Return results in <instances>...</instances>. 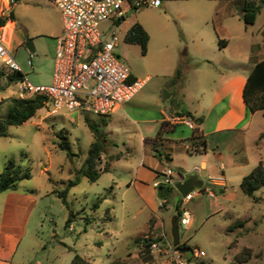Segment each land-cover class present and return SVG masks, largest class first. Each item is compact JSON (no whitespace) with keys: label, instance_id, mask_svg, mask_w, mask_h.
<instances>
[{"label":"rangeland","instance_id":"1","mask_svg":"<svg viewBox=\"0 0 264 264\" xmlns=\"http://www.w3.org/2000/svg\"><path fill=\"white\" fill-rule=\"evenodd\" d=\"M33 1L11 2L14 3L13 11L20 19L19 22L28 27L29 39L35 47L33 67H28L25 63L27 51L24 45L12 49V52L21 72L27 73L32 83H48L53 68L55 39L45 35L41 25L53 20L55 12L53 6L44 7L37 3L39 0ZM145 1L148 4L127 13L126 28L134 22H139L145 28L149 35L146 53L142 54L138 44L127 42L125 38L115 51L129 67L134 79L145 80L136 95L146 105L154 102L162 107L172 108L178 103L182 92L186 101L194 107L205 102L199 96L198 78L193 73H187L186 68L179 67L183 56H187L190 67L197 65V58L193 55L196 37H202L210 47L208 60L199 64L202 75L209 80V87L213 78H216L213 87L218 89L219 72L223 70L241 68L248 71V60L243 55L238 56L233 50L236 47L239 51L241 47L234 35L242 33L246 27L248 41L255 40L252 37H260L262 33L258 36V32L264 29V8L255 24H247L228 12L226 0H160L157 6L150 5L151 0ZM9 11V0H0V16H7ZM110 25L111 22L107 20L101 23L104 40L109 39L105 28ZM219 37L230 40L231 45L227 49L219 48ZM241 51L244 53L246 49L242 48ZM177 68L181 71L180 76L172 81ZM184 80L186 89L182 91L181 83ZM0 84L2 117L6 114L8 98L18 96L20 81L7 86L6 79L3 78ZM46 110L47 108L42 107L24 123L9 125L7 135L0 136V173L8 160L19 165L22 172L30 173L28 178L17 181L15 189L0 190V233L2 224L12 221L23 231L13 264H69L75 252L87 258L90 264H111L112 261L116 264H144L147 260L144 256L151 249L138 250L134 236L146 229L150 211L143 206L134 187H129L126 183L142 155L139 146L141 133L138 129L141 128L146 138L154 139L159 128V125L145 121L151 117L150 108L125 107L123 111L110 113L111 115L94 111L69 112L66 109H61L58 114L47 115ZM214 115L215 113L209 118L210 128L207 129L213 127ZM259 116L255 117L247 130L242 129L246 127L243 124L232 131L210 133L205 137L209 151L215 149L224 156L226 191L231 194V198L222 202L219 211L214 210L217 207L215 202L219 199L218 192L214 198L205 193L196 194L183 205V195L177 190L164 207L160 206L162 202L154 200L155 214L163 217L166 227L162 235H150L159 244L166 238L168 244L172 245L171 220L174 215L177 216V207L183 212L184 206L185 211L190 214L191 221L189 219L187 224L177 223L179 237L193 251L199 250L201 256L192 257L188 264H223L226 255H231L230 260H233L236 250L228 246L231 236L222 227L235 219H242L245 214L252 217L248 224L250 228L246 232L247 239L260 252L259 258L264 264V186L255 192L258 202H254L239 187L240 177L248 174L255 163L254 154L250 150L249 155L246 154L244 147H250L255 131L262 128L264 119ZM89 123H94L108 140L105 142L100 165L104 164L109 152L121 153L122 156L113 161L109 171L101 173L94 182L80 176L77 184L68 189L67 204H64L53 191L64 189L66 182L76 177L75 171L82 165L95 140ZM61 130L66 132L69 149H62L58 145L62 138L57 134ZM191 135L192 128L186 124H178L162 140H189ZM163 151V147L157 145L149 154L158 156ZM248 157L249 163L245 166L236 168L232 164L235 163L234 159ZM186 161L189 169L194 165H201L199 159L186 158ZM194 173L196 171H192L191 175ZM199 173L203 171L200 170ZM197 189L195 186L194 190ZM69 210L72 220L66 225ZM143 235H139V241ZM5 236L11 235L5 233ZM166 247L170 249L168 245ZM166 247L164 249L167 250ZM130 251L135 254L128 255Z\"/></svg>","mask_w":264,"mask_h":264},{"label":"crops","instance_id":"2","mask_svg":"<svg viewBox=\"0 0 264 264\" xmlns=\"http://www.w3.org/2000/svg\"><path fill=\"white\" fill-rule=\"evenodd\" d=\"M226 1L228 2L227 4L229 10L228 12L240 18L239 12L243 6L244 0H226ZM33 2H37V0H34ZM37 3L41 4L44 7H46L47 5L53 6V11L55 12L54 19L44 22L41 25V27L44 29V32H46L44 33L45 35L55 39V51H56L57 38L62 33L61 13L53 3V0H46V1L39 0ZM263 5L264 2H262V7L256 16L254 24L256 23L258 16H260L263 11L264 8ZM10 10L13 13L14 19L13 20L8 19L3 26H0V36L4 38L7 46L12 51V49H16V47L18 46L21 45L25 46V41L29 39V33L27 29L28 27L21 24L19 22L20 19L16 17L15 12L13 11L14 3L10 2ZM18 23L19 26L17 25ZM7 28L8 30L6 31ZM247 31L248 29L244 27L242 33L234 35L235 36L234 38L238 39V42L241 47L239 51L236 50V47H233V50L237 52L238 56L243 55L244 58L248 60L250 67L248 71L246 69H241V68L237 70L228 68L227 70H223L219 72L220 81H219L218 89H215L213 87V83H216V78H213L212 84L209 87L208 85L209 80L204 78L201 72L202 70L199 68L200 67L199 64L208 60L207 54L210 48L202 37H196L197 41L195 42V45L193 47L194 49L193 55L195 56V58H197V65H193L192 67H190L187 62V56L181 57L179 61V67L186 68L187 73H193L198 78L199 96L201 97V99L203 98L205 100V102H202L203 104L200 103L199 107L198 106L194 107L193 105L189 104L185 99L184 92H182L181 98H179L180 96H178L179 101L172 108L162 107L161 104L154 102L148 103V105H146L147 103L143 102L142 99H140L137 96L138 95L137 94L132 100L123 104L121 107L117 108L111 113L116 111L121 112L125 109V107L132 109L141 106H148L151 110V117L145 119V121L147 123H153L157 125H160V123L163 120H167L171 123H174L171 121V118L173 116L184 115L187 116L190 120H192L195 127H198L202 131L205 137L210 133L232 131L234 129H237L238 128L237 126L239 125L241 126L243 124L246 127L242 129L247 130L246 128L252 125L257 115H260L259 117L264 119V112L262 111L248 113L247 107L242 97V89L245 84L247 75L254 66V63L264 58V29L258 32V36L259 33H262L261 36L258 38L252 37L253 39H255L252 41H248ZM220 39H224V38H220ZM224 40L225 42L223 43V47H219V48L227 49L231 45V42L230 40H226V39ZM242 48L246 49L244 53L241 51ZM26 51L27 54L25 58V63L29 50L26 48ZM188 54L191 53L189 52ZM54 59H55V53L53 57L52 73L54 69ZM30 67L31 68L33 67V61H32V66ZM52 73L50 79L52 78ZM185 82L186 81L184 80L181 83L182 91L183 89H186ZM179 95H180V90H179ZM185 111L191 112L193 117H190L187 114H185L184 113ZM213 113H215L214 115L215 117L213 118V127H211V129H207L210 128L208 125V120ZM195 117L201 118V123L199 125L195 122L194 120ZM175 124L178 125L184 123H175ZM138 130L141 133V136L139 138L140 139L139 146L142 150V155L140 161L134 168L133 175L131 176V178L129 177V181L126 184H128L129 187H134L135 191L139 194L143 206H145L150 211V213L147 216L146 229L143 232H141V234H144L141 237V241H139L140 240L139 235L141 234L134 236V242L138 246V250H141V248L142 249L150 248V246L145 245L143 240L148 238L152 240V242H156L155 239L151 238L153 234L162 235L166 229L163 217L155 214L156 205L154 202V200H159L160 202H163L164 200L158 197L157 188L153 187L152 185L153 181L157 179V175L166 166H169L173 168L176 172L180 173L183 177L182 181H185L189 178L192 179L193 186L194 187L197 186L198 187L197 190L201 189L203 191L202 193H205L207 195L204 189L205 190L212 189L215 192L214 197H216V192L220 193L219 199L215 202V205L217 207L214 210L216 211H219L221 209V204L224 200L231 198L230 197L231 194H229L226 191L227 184L224 177V168H225L224 156L218 150L212 149V151H209L207 147V141H206V151L203 153H199L191 148L190 139L185 140L183 138H177V139L167 138L163 141L162 139L164 138H156V136L154 139L153 138L148 139L143 135L141 128H139ZM229 133L234 134V132H229ZM262 133H264V122H262V128L255 131L254 138L250 143V147L248 148L246 145L244 147L246 154L249 155V150L254 154L255 163L252 164L251 166L252 168H254L257 165L260 159L264 158V135L262 136ZM157 145H161V147H163L164 149L163 153H158V156H156L155 154L152 155L149 154V152L155 150ZM128 149L130 148L128 147ZM109 153H113V152H109ZM186 158L195 159V160L199 159L201 165L200 166L194 165L189 169V164L186 161ZM113 161L115 160L110 161L109 169L111 168V163ZM234 162L235 163L232 164H235L234 166L236 168H240L249 163V157L247 159L243 158L240 160L234 159ZM195 167H198L199 170L198 171L194 170ZM200 170H202L203 173H199ZM192 171H196V173L191 175ZM243 176L245 175H242V177ZM242 177L240 178L242 179ZM182 181H177V182H182ZM214 197H210V198H214ZM254 202H258V201L254 200ZM230 214L233 215L232 212ZM251 218H252L251 216L245 214L243 215L242 219H235L225 227H222V230L224 232H228L231 236V239H229L228 241L229 243L228 246L231 249L236 250V253L233 256V260H230L231 255H226L224 257L225 260L223 264H262V260H260L259 258L260 252H258L257 249L252 244H249V240L247 239L246 232L250 228L248 224ZM245 219L247 221L242 227L234 228L231 230L228 229L229 226H231L238 220H245ZM12 222H9L4 225L2 224L1 227L2 232L0 233V264H13V258L18 248L17 244L20 241V237L23 233L22 229L16 227ZM69 229L70 230L72 229L71 225L69 226ZM19 230H21V232H19ZM5 233L11 236L6 237ZM150 235L152 236L150 237ZM161 243L164 244V247L168 245L170 248V245L168 244V240L166 238L163 239ZM180 243H186V241L180 240ZM164 247H163V252H166L164 254L163 252L158 253L157 249L150 248L151 250H148L147 255L144 256L147 259L144 264H156V263L170 264L172 260L171 250L168 249V247H166L167 248L166 250L164 249ZM244 247H248L251 249L252 256L249 259H246L245 261H238L237 255L243 250ZM131 252L132 251H130L128 255L135 254ZM194 256L199 257L201 256V254H196L194 250L193 257Z\"/></svg>","mask_w":264,"mask_h":264},{"label":"built area","instance_id":"3","mask_svg":"<svg viewBox=\"0 0 264 264\" xmlns=\"http://www.w3.org/2000/svg\"><path fill=\"white\" fill-rule=\"evenodd\" d=\"M62 17V33L57 38L54 69L49 83H32L24 74L18 86V96H41L44 99L46 114H58L61 109L67 111H94L107 115L132 100L143 87L145 80L134 79L129 67L115 51L125 38L127 13L143 5L145 0H53ZM157 6L158 0L149 2ZM110 21L105 28L109 39H103L101 23ZM33 52L29 51L27 65L32 66ZM0 62L2 68L13 73L21 67L0 36ZM174 123H184L190 128L195 125L187 116L176 115ZM198 171L199 168L195 167ZM183 177L173 168L166 166L152 183L153 187L173 186ZM204 191L208 197H214L212 189ZM203 191L192 190L183 196L181 204L187 203L195 194ZM190 214L180 215V224H187ZM164 244L152 242L150 248L163 251ZM172 260L170 264H188L184 252L170 245ZM196 254H201L195 250Z\"/></svg>","mask_w":264,"mask_h":264},{"label":"trees","instance_id":"4","mask_svg":"<svg viewBox=\"0 0 264 264\" xmlns=\"http://www.w3.org/2000/svg\"><path fill=\"white\" fill-rule=\"evenodd\" d=\"M264 0H244L243 6L239 12L240 18L247 24H253L256 16L262 7ZM8 19L13 20L14 16L10 10L7 16H0V26H3ZM125 40L130 43H136L140 46L142 54L147 51V44L149 35L145 28L139 23L134 22L130 25L125 34ZM224 39H218L219 47H223ZM180 69L177 68L172 81H176L180 76ZM24 74L21 71L9 73L4 68L0 69V83L1 79L5 78L7 86L12 83L21 80ZM1 85V84H0ZM3 89H5L3 87ZM242 97L247 107L248 113H254L256 111L264 112V58L256 61L254 66L247 75L245 84L242 89ZM44 107V99L41 96L20 97L13 96L8 98V104L6 108V114L0 116V136L7 135V127L9 125H20L34 116L38 109ZM190 117H193L191 112L185 111ZM195 122L199 125L201 123L200 117L194 118ZM89 128L93 132L95 140L91 143L87 156L85 157L82 165L75 171L76 177L69 179L66 182V186L62 190H54L63 201L66 202V193L68 189L77 184L79 177L84 176L89 181H96L101 173L107 172L110 167V161L121 158V153H109L107 158L102 163V155L104 154L105 142L107 138L105 133H101L94 123H89ZM177 124L171 123L167 120H163L156 133V138H163L165 134L172 133L175 130ZM66 132L61 130L57 135L62 140L59 142V147L62 149H69V142L66 137ZM191 148L194 151L203 153L206 151V138L202 131L198 127L192 128V135L189 138ZM30 173L28 171L22 172L19 165H16L14 161L8 160L4 166V169L0 173V190L15 189L17 181L22 178H28ZM264 186V159H260L257 165L245 176L242 177L239 187L241 191L249 197H252L255 201L259 198L255 196V192ZM175 191L173 186H159L157 188V195L160 199L164 200L161 203V207H164L169 200L172 192ZM177 223H179L181 211L177 207ZM72 220V213L69 210L66 225ZM245 220H238L234 224L228 227L229 230L242 227ZM146 246H150L152 240L146 238L143 240ZM180 251L192 250L186 243H180ZM177 248V247H176ZM178 249V248H177ZM252 256V251L248 247H244L243 250L237 255L238 261H245ZM193 257V254H192ZM191 257V258H192ZM190 258V259H191ZM189 260V259H188ZM69 264H90V261L79 253L75 252ZM111 264H116L114 261Z\"/></svg>","mask_w":264,"mask_h":264},{"label":"water","instance_id":"5","mask_svg":"<svg viewBox=\"0 0 264 264\" xmlns=\"http://www.w3.org/2000/svg\"><path fill=\"white\" fill-rule=\"evenodd\" d=\"M13 0H9V2H12ZM160 0H158V3ZM25 46L26 48L33 52L34 51V46L32 40L28 39L25 41ZM175 189L181 193L183 196H185L187 193L191 192L194 189L192 179H187L182 182H177L175 184ZM170 235L172 238V246L177 247L180 250L179 244H180V237H179V230H178V225H177V216L174 215L171 220V229H170ZM185 257L187 259H190L192 257L193 251L192 250H185L184 251Z\"/></svg>","mask_w":264,"mask_h":264}]
</instances>
